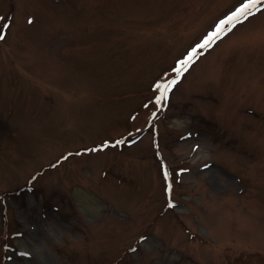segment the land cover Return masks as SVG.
<instances>
[{"label":"rangeland","instance_id":"obj_1","mask_svg":"<svg viewBox=\"0 0 264 264\" xmlns=\"http://www.w3.org/2000/svg\"><path fill=\"white\" fill-rule=\"evenodd\" d=\"M246 2L0 0V264H264Z\"/></svg>","mask_w":264,"mask_h":264},{"label":"snow or ice","instance_id":"obj_2","mask_svg":"<svg viewBox=\"0 0 264 264\" xmlns=\"http://www.w3.org/2000/svg\"><path fill=\"white\" fill-rule=\"evenodd\" d=\"M258 4H264V0H247L246 3H244L242 5L241 8H238L231 17L228 18V21H221L220 25H217V30L214 31L213 33L209 34V37L202 43L199 45L200 49L206 48L210 43H212V40L216 37H218L220 35V32L223 31L224 29L221 27L222 25H224L225 23L231 22L233 20H240L241 17H243L244 19H247L249 15H253L254 13H252L250 11V8L258 5ZM29 23H32L31 20L28 21ZM235 25L233 24V27ZM231 29H228V31H230ZM0 39H3L2 36H0ZM195 52V50H194ZM192 60V55H189L188 59L184 60L182 62V64L185 66L184 70H187V67L190 66L189 62ZM179 74V73H178ZM178 81L176 80H172L170 82V85H164L165 90H170V86L171 85H175ZM159 89V85L157 86ZM171 206V205H170Z\"/></svg>","mask_w":264,"mask_h":264},{"label":"bare ground","instance_id":"obj_3","mask_svg":"<svg viewBox=\"0 0 264 264\" xmlns=\"http://www.w3.org/2000/svg\"><path fill=\"white\" fill-rule=\"evenodd\" d=\"M84 197H86V196H83L82 194H79V196H78L79 201H80L81 203H83V204L85 203Z\"/></svg>","mask_w":264,"mask_h":264},{"label":"trees","instance_id":"obj_4","mask_svg":"<svg viewBox=\"0 0 264 264\" xmlns=\"http://www.w3.org/2000/svg\"><path fill=\"white\" fill-rule=\"evenodd\" d=\"M4 264H5V262H4Z\"/></svg>","mask_w":264,"mask_h":264}]
</instances>
